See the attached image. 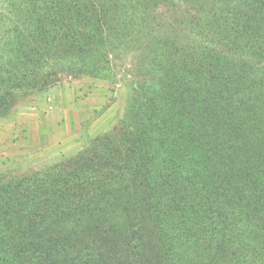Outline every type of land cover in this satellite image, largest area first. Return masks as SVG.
<instances>
[{"label":"trees","instance_id":"trees-1","mask_svg":"<svg viewBox=\"0 0 264 264\" xmlns=\"http://www.w3.org/2000/svg\"><path fill=\"white\" fill-rule=\"evenodd\" d=\"M110 1L100 0L95 5L94 0L19 1L26 8L15 12V27L0 32L5 39L0 46V116L7 113L23 88L51 85L55 78L50 75L59 69L57 62L64 64L63 58L71 59L79 50H92L96 37L105 35L108 19L111 26L130 32L136 14H125L124 3L111 5L117 9L107 14ZM132 1L131 7L141 10L146 0ZM212 1L226 11L224 33L226 39L231 37L227 42L236 43L238 51L245 53L246 48L264 47V10H254H260L254 1ZM208 46L207 54L214 60L218 52L210 43ZM214 63H218V75L204 98L208 105H201L202 100L196 97L188 108L177 106L186 110L184 114L183 110L173 113V118L179 115L176 120L165 109L162 125L152 128L150 137L139 140V149L151 156L137 160L131 173L134 183L142 173L146 180H157L147 182L145 194L137 186L130 189L124 185L120 179L123 174L117 175L119 179L113 184L100 183L95 172L88 170L93 164L77 166L75 161L82 155L44 172L0 183L2 263L69 264L66 255L59 254L78 248L79 235L86 241L96 230L94 236L98 233V238L113 242L134 232L135 223L146 225L150 215L169 243L176 239L180 247L211 253L230 250L231 264L237 254L242 257L243 250H259V243H264V124L256 112L241 107L249 108L246 92L257 88L253 78L248 82L228 78L232 75L219 58ZM158 102L161 107L154 110L152 106L150 119L170 99L160 95ZM102 171V177L109 179ZM170 176L176 179L167 184L166 177ZM97 181L99 188L90 190ZM82 190L90 193L85 206H79ZM231 219L246 231L229 229L227 220ZM150 230L138 228L142 236Z\"/></svg>","mask_w":264,"mask_h":264},{"label":"rangeland","instance_id":"rangeland-1","mask_svg":"<svg viewBox=\"0 0 264 264\" xmlns=\"http://www.w3.org/2000/svg\"><path fill=\"white\" fill-rule=\"evenodd\" d=\"M19 1L0 0V32L15 27V12L26 8ZM163 1L146 0L139 10L131 7L132 0H111L110 7L104 9L107 14L117 9L111 5L119 3L125 4V14H136L129 33L121 26H111L108 19L105 35L100 39L96 37L92 50H79L73 58H63L64 64L57 62L59 69L50 75L55 78L51 85L23 88L18 92L7 113L0 116V183L44 172L56 163L82 155L75 159L77 166L93 164L88 170L95 172L100 183L113 184L119 179L117 175L123 174L120 179L124 185L130 189L137 186L145 194L144 186L150 178L146 180L142 173L141 179L134 183L131 175L140 157L144 160L151 156L139 149V140L150 137L152 128L162 125L161 115L165 109L173 118L171 115L180 110L184 114V107L188 108L196 97L202 100L201 105H208L204 98L217 82L213 77L218 75L215 71L218 63H214L218 58L229 76L232 75L228 78L247 82L253 78L257 91L246 92L249 108L241 107L252 114L256 112L264 124V47L260 50L246 48L245 53L238 51L236 43L227 42L231 37L226 39L224 33L226 11L215 1ZM252 1L260 9L254 10H264V0ZM6 18L9 21L5 22ZM4 40L0 35V46ZM209 43L218 52L214 60L207 54ZM160 95L170 102L150 119L152 106L154 110L161 107ZM179 105L184 107L178 108ZM23 114H34L37 122L22 123L19 118ZM222 118L224 116L220 120ZM176 119L179 115L173 118ZM182 140L185 142L186 136ZM101 169L109 179L102 177ZM91 172L88 174L95 180ZM181 175H184L182 171ZM173 179L176 178L166 177L167 184ZM98 181L90 190L99 188ZM89 195L82 190L79 206L86 205ZM148 213L150 215V211ZM150 216L146 225L135 223L134 232L115 238L113 242L98 238V233L94 236L96 230L86 241L79 235L77 240L81 244L77 241L76 251L67 249L59 256L66 255L69 264H216V261L217 264H231L230 250L211 253L185 249L176 239L169 243L167 235H160L157 221ZM227 221L229 229L239 231L236 220ZM138 228L154 232L150 230L142 236ZM240 230L246 231L242 227ZM262 247L264 243L260 242L259 250H243L242 257L237 254L234 264H264ZM144 250L149 251L145 253ZM2 257L0 264H3Z\"/></svg>","mask_w":264,"mask_h":264},{"label":"crops","instance_id":"crops-1","mask_svg":"<svg viewBox=\"0 0 264 264\" xmlns=\"http://www.w3.org/2000/svg\"><path fill=\"white\" fill-rule=\"evenodd\" d=\"M32 111V110H31ZM34 114H23L22 116H20L19 119H22L24 124L28 123V124H33L35 122H37V120H35L34 118Z\"/></svg>","mask_w":264,"mask_h":264}]
</instances>
